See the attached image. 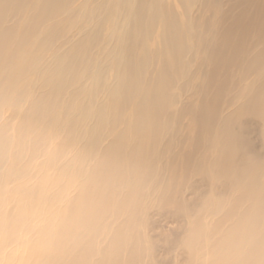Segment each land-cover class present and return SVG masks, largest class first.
Returning a JSON list of instances; mask_svg holds the SVG:
<instances>
[{
    "label": "bare ground",
    "instance_id": "6f19581e",
    "mask_svg": "<svg viewBox=\"0 0 264 264\" xmlns=\"http://www.w3.org/2000/svg\"><path fill=\"white\" fill-rule=\"evenodd\" d=\"M155 210L264 264V0H0V264H162Z\"/></svg>",
    "mask_w": 264,
    "mask_h": 264
},
{
    "label": "rangeland",
    "instance_id": "374dc122",
    "mask_svg": "<svg viewBox=\"0 0 264 264\" xmlns=\"http://www.w3.org/2000/svg\"><path fill=\"white\" fill-rule=\"evenodd\" d=\"M245 9L244 5L238 8H234L232 11L237 14L238 10ZM251 35H248L250 37ZM230 105H226L225 108H230ZM253 127L257 128V125L253 124ZM206 181H202V188H206ZM203 191L205 189H202ZM188 201L194 203L197 199V193L192 191H185ZM154 226L152 231L154 237L159 245L158 258L162 264H182L181 261L185 260L186 251L178 244V239L184 232L185 222L181 213H171L170 211H152L150 213Z\"/></svg>",
    "mask_w": 264,
    "mask_h": 264
}]
</instances>
